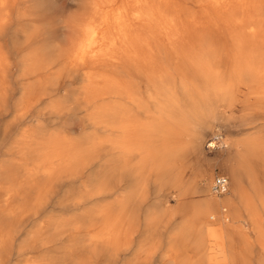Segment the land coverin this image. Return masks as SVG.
<instances>
[{"label": "bare ground", "instance_id": "obj_1", "mask_svg": "<svg viewBox=\"0 0 264 264\" xmlns=\"http://www.w3.org/2000/svg\"><path fill=\"white\" fill-rule=\"evenodd\" d=\"M206 42L236 53L263 48L264 0H0V264H229L236 237L264 255V179L250 174L256 166L264 177V139L227 140L216 161L204 156L205 136L227 120L225 95L190 128L197 161L225 169L227 192L215 193L206 175L194 189L200 201H184V190L161 194L158 179L149 205L150 142L137 129L150 131L149 108L172 113L185 91L163 57L181 63L180 50L202 52ZM193 56L194 64L202 57ZM168 75L174 94L150 89L152 78L163 84ZM245 94L244 87L237 95ZM91 128L106 134L95 139L94 160L108 162L89 175L96 161L80 159L85 150L73 134ZM105 180L99 195L95 186ZM77 182L81 194L58 208L96 211L54 216V199ZM250 197L253 207L244 203ZM163 209L167 236L158 224Z\"/></svg>", "mask_w": 264, "mask_h": 264}, {"label": "rangeland", "instance_id": "obj_2", "mask_svg": "<svg viewBox=\"0 0 264 264\" xmlns=\"http://www.w3.org/2000/svg\"><path fill=\"white\" fill-rule=\"evenodd\" d=\"M207 44L211 48L214 47V49L209 48ZM200 47L198 48H200L202 52H200L199 49H195L196 51L193 50L191 54L190 53L191 50L189 52L187 50L188 56L185 54L186 50H184L185 53L182 52L183 50L179 51L180 54L183 56V57H181L180 55H179L180 57L178 56L179 58H182L181 61L183 60V62H181L183 63L182 66H181L180 61H178L177 59L173 60L174 59L173 57L171 58L167 56L163 57L164 59H162V62L164 61L163 62L164 64L161 62V65L162 64L165 65L164 67L167 70L170 69V72L173 78L174 76L177 78H180L179 82L182 84L183 87H185V91L182 93L180 92L181 95L179 96V99H180L179 104L174 105L175 107H172L174 109V110L171 109L172 113L165 110L164 108H163L165 110L163 111L164 113L161 112L162 106L160 107L158 105L156 106V108L154 107H151L152 109L149 108L150 109L149 127H152L153 129L149 128L150 131H143V129H139V130L137 129L138 136L139 137L141 136L140 137L141 140L150 142V145H149L150 146L149 147V181L150 179L151 181L149 182V194H147L149 196V205L156 198L155 197L156 196L155 186H157L156 185L157 183L155 182L158 179L159 180L162 179V182H161L162 184L161 185L159 184L158 186L161 188L160 189L161 194L166 195L171 192H177L180 189L181 191L184 190L183 191L184 201L186 200V201L198 202L200 201L199 199L200 197H198L200 195L194 194V189L197 185L201 184L203 177H205L206 175L207 177L211 175L210 177H208V179L211 178L214 181V177L218 173H223L226 176H228L225 169L221 167L220 165H214L213 167L207 170L205 163L197 161L196 156L194 155L193 146L191 144L193 132L190 128V119L201 118L203 113H200L201 115H199L198 112L205 110L204 107L205 108L208 107L207 109L213 110L214 108L212 107H215L214 103L217 105L218 102L222 103V101H224L223 99L224 95L228 98L226 103L225 101L224 103H222L224 105L223 109L226 110L225 112L227 113L226 114L227 120L226 122L218 123L217 126H213L204 138V143H203L204 156L207 159V161L215 160V159L217 160L218 157L220 158L221 152L225 150L224 143L227 140L228 141L230 140L242 141V139L245 140L246 138H249L250 136L264 139V47L263 48L259 47V48L254 49L253 50L254 53H251L252 51H249V50L247 51V49H246L247 52L244 53L245 49L242 48L240 51H238L241 53L243 52L242 55L244 56H242V58H240L241 53H236L237 52L236 49H235L236 51L234 49L229 50V49H226L222 45H216L210 42H206L205 44H202ZM219 47L220 49L218 50ZM204 48L206 49L207 52H205ZM196 52H199V53H196ZM194 54H195L196 60H198L197 57L198 58L201 56L203 57V59L202 57L200 58L204 63L203 66H201L202 62L200 61V59H199L200 63L197 61L195 62L196 65L194 64V62L191 61L192 56ZM250 54H253V55H250ZM188 57H190L191 59L189 58L190 60H188ZM232 58H234L235 60L234 59L232 60ZM193 60H195V58ZM176 61H178L177 62L178 64L176 63ZM234 62L236 65L234 64ZM216 63H217V67H216ZM257 64H259V66ZM210 69H211V72L209 71ZM204 74H207L205 75L206 78H204ZM173 78L171 77V75L170 76L168 75V78H166L165 80V83L167 84V87L169 89H167L165 83L162 84L158 82L156 78L154 79L152 78V80L149 81V87L152 91H155V92H159V91L161 92L164 89L163 90L165 91L164 93L169 97L172 94H174L176 90V89L174 91L172 90V93L170 91L169 86H171L170 85L171 82L173 84V80H174ZM203 79L206 81V83ZM192 81H194V83ZM190 84H193L196 86H193ZM162 85H164V87H162ZM218 86H219V90H218ZM159 87H161V89H159ZM203 87H204V91H203ZM212 87H215L216 91L215 89H212ZM244 87H245V92H246L245 96L241 97L237 95L238 91ZM212 90L215 92H213ZM204 98L205 100L203 102ZM212 98L214 99V101L212 100ZM215 99L217 100L216 102H215ZM210 102L213 105H210L211 104ZM176 106H178L179 108ZM158 107L160 109H158ZM210 110H205V111L209 112ZM154 113H156L159 116L157 117L156 114L155 116ZM193 114L195 115L193 116ZM73 122L74 120L70 121L71 128L74 127L72 125L75 124V122L74 123ZM96 130L97 129L91 128V129L86 130V132L83 135L79 134L77 136L73 134L74 141L76 140L77 143L81 144V146L85 150L82 153L83 157H80V159L82 158L83 162L86 161L87 163H89L91 160H94V158L97 157L99 154V149L94 146L95 139H98V138L102 139L105 137L106 134L105 133L103 134V131H98V130L96 131ZM101 133L103 136L101 135ZM213 134L214 135L216 134L218 136L217 137L215 136L216 137L215 138ZM157 135L158 137L156 138ZM218 137H220L222 141L219 140V143L217 144V146L222 142L223 147L219 148L218 146L217 148V146L216 147L213 146L209 148L208 145L210 141L217 140ZM93 162H95L96 166L94 164L91 167L90 172L88 173L89 175L97 172V170H100L101 163L104 164L108 162V158L99 159V160L95 159ZM144 164L145 163L143 162L142 165H140V167H144ZM145 167H147V165ZM250 174H253V176H255V179H258L260 181H263L264 179L263 173L260 172V170H258L256 166H254L252 170H250ZM127 181H130L133 183L132 178H128L125 182L128 183ZM76 184L77 185L73 184L68 187H65V189H63V191L61 192V196L59 197L58 195L54 199L53 205L56 208V211L54 212L55 214L53 213L54 216L65 218V219H70L75 214H77L80 217H87L91 212L94 213L96 211L97 205H86L82 209H79L76 212L74 211L64 212L60 210V208H58L59 203L62 201H64V203L67 204L68 206H71L74 203V200L78 197V195L81 194L80 190L82 189L83 183L77 182ZM95 188H97L98 190L97 194L99 195L104 194L102 192L104 189L107 190L108 181L106 180L103 181V186H101L100 184V185H96ZM244 188H245V192L246 193L248 192L247 194H251V191L248 190V187L247 188L244 187ZM222 197L218 196L217 198H222ZM113 200L114 198L110 199L109 202L111 203ZM244 203L248 207H253L255 205V200H253L252 197H250L246 199ZM144 211L149 212V206H147L144 209ZM151 213L152 212H150V214ZM159 217L161 221L158 224H161L162 228H164L163 236H167V233L170 227L168 228V231H167L166 222H167L168 216H167L166 209H163ZM153 219H154V215L152 216L151 220H149V232L152 231V228L157 226L156 223L153 221ZM178 219L180 220L181 218L179 216H176V221H178ZM253 239H250L251 243H253L254 241ZM234 245H235L234 246L235 251L233 252L234 254L230 256L231 260L229 264L231 263L232 264H264V255L259 253L260 248L255 243H253L252 245L248 247H244L242 238L236 237V239L234 240Z\"/></svg>", "mask_w": 264, "mask_h": 264}, {"label": "built area", "instance_id": "obj_3", "mask_svg": "<svg viewBox=\"0 0 264 264\" xmlns=\"http://www.w3.org/2000/svg\"><path fill=\"white\" fill-rule=\"evenodd\" d=\"M220 137L214 140L219 143ZM229 189V178L223 173H218L214 177L213 191L217 194H223Z\"/></svg>", "mask_w": 264, "mask_h": 264}]
</instances>
